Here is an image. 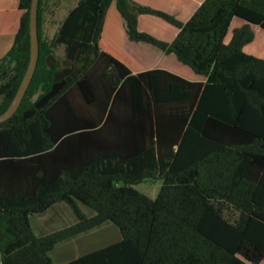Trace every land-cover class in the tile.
<instances>
[{
    "label": "trees",
    "instance_id": "16d2710c",
    "mask_svg": "<svg viewBox=\"0 0 264 264\" xmlns=\"http://www.w3.org/2000/svg\"><path fill=\"white\" fill-rule=\"evenodd\" d=\"M112 3L129 41L204 80L132 74L102 50ZM42 5L34 76L0 123V264H53L55 247L107 224L121 241L67 264H264V59L244 51L264 31V0H204L185 23L133 0H78L53 40L61 62L41 37ZM30 6L19 0L0 60V114L28 66ZM143 15L175 27L174 40L139 31ZM156 181L154 199L136 189ZM58 204L76 222L35 236L30 218Z\"/></svg>",
    "mask_w": 264,
    "mask_h": 264
},
{
    "label": "crops",
    "instance_id": "0c3cea01",
    "mask_svg": "<svg viewBox=\"0 0 264 264\" xmlns=\"http://www.w3.org/2000/svg\"><path fill=\"white\" fill-rule=\"evenodd\" d=\"M133 1L139 5L163 11L183 23L187 22L204 2V0ZM18 3L19 0H0V60L3 58L2 55L6 51H2V47L5 46L6 49L10 43H13L14 36L19 27L21 11L18 9ZM112 10L117 12L114 3L111 4L105 18L100 47L102 50L123 62L130 69L132 74H138L153 69H163L192 82H202L204 80L201 76L195 75L187 66L181 64L173 54H165L153 46L149 48L147 47L148 44L129 41L123 20L119 13H115L114 20L108 18V13ZM235 26L238 27L240 25L236 23ZM138 30L167 43L172 42L178 33L175 27L159 18L147 15L138 18ZM244 51H248L247 47ZM253 52L252 50L249 54ZM254 53L256 54L257 52ZM256 57L264 59L263 54H257ZM60 208L63 207H53L45 214L50 213L53 214L52 217L55 216L54 218L60 219L64 217L65 213L64 209ZM114 226L108 225L105 228L95 230L55 247L49 253L52 263L67 264L82 256L120 242L121 234L118 228Z\"/></svg>",
    "mask_w": 264,
    "mask_h": 264
},
{
    "label": "rangeland",
    "instance_id": "374dc122",
    "mask_svg": "<svg viewBox=\"0 0 264 264\" xmlns=\"http://www.w3.org/2000/svg\"><path fill=\"white\" fill-rule=\"evenodd\" d=\"M77 2L78 0H42L43 5H42L41 37L44 41L52 45L51 50L53 56L59 62H61L64 58V49L60 45H53V40L61 22L64 20L68 12L75 6ZM115 13L117 12L115 10H112L110 13H108V18L110 20H114ZM254 35H255V40L251 45L247 47L248 51L246 52L250 53V51L253 50L254 52H257L256 54L254 52L252 53L254 56H257V54H263L264 56V31L255 28ZM12 45L13 43H10V45L6 47V49L5 46L2 47V51L6 50L5 53H3L2 55L3 57L10 50ZM147 47L152 48L151 46L148 45ZM160 186H161L160 181H156L155 183L145 182L136 186V189L142 192L143 194H145L146 196H148L149 198L154 199L160 189ZM77 206L78 209L83 214L87 216H90L92 214V211L87 207L83 206L82 204L78 203ZM54 207H63L60 209H64L65 211L64 217L57 219L54 218L55 216L52 217L53 214L47 213L44 215H38L30 218V227L35 236H42L45 234L55 232L57 230H61L76 222V217L69 206L65 204H58ZM108 225H113V224H107L99 229L105 228ZM114 227L117 228L116 226Z\"/></svg>",
    "mask_w": 264,
    "mask_h": 264
},
{
    "label": "water",
    "instance_id": "95a60500",
    "mask_svg": "<svg viewBox=\"0 0 264 264\" xmlns=\"http://www.w3.org/2000/svg\"><path fill=\"white\" fill-rule=\"evenodd\" d=\"M38 6L39 0H31L29 15L30 55L28 66L12 102L8 108L2 114H0V123L9 120L16 113L36 70L39 57Z\"/></svg>",
    "mask_w": 264,
    "mask_h": 264
}]
</instances>
